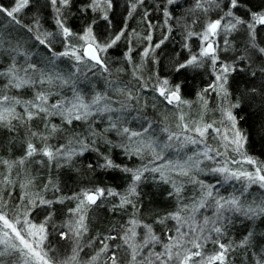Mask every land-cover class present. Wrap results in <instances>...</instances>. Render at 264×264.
Returning a JSON list of instances; mask_svg holds the SVG:
<instances>
[{"label":"snow or ice","instance_id":"obj_1","mask_svg":"<svg viewBox=\"0 0 264 264\" xmlns=\"http://www.w3.org/2000/svg\"><path fill=\"white\" fill-rule=\"evenodd\" d=\"M72 0H48L55 14L57 31L43 30L39 20L34 17L31 25H25L22 13L31 5V0H14L11 8L0 5V14L9 20V28L4 30L0 26V56L9 61L6 67L0 68V79L6 82L0 87V127L14 129L16 124H28L33 120H40L43 131H31L25 145V155L18 160L10 161L0 158L9 175L14 166L23 165L26 160L34 156L46 157L48 162L64 159L70 162L74 156H83L87 152H96L102 163L97 162L101 169H117L130 176L127 188L124 192H118L111 187H85L79 192L66 197L76 201L75 207L68 209L69 219L61 226L59 236L61 239H75L79 248L80 238L88 232L86 223L88 211L92 206H99L108 198H114L117 202L112 204L111 210H123L127 206L133 208L132 215L118 228L116 235L98 238L100 247L92 255L88 264H97L100 257H106L103 264H230L231 254L237 249L246 251L252 246L254 233L249 230L238 242L228 238V227L235 220L241 218L251 222L264 217V200L257 203L245 204L242 197L248 193L253 185L264 189V162L248 156L244 152L247 137L237 128V117L233 109L241 105L237 100L230 102L229 77L236 73L248 75L255 79L257 71L252 70L255 60L264 57V39L258 38V26H264V9L258 11L249 10L248 19L236 14L241 7V0H195V4L188 13V21L183 25L184 42L182 47L188 51V57L177 60L173 72L180 74L183 71L207 70L212 76V82L203 89V92L216 93L222 98L220 107L222 124H229L230 128H217L213 123L188 122V118L180 112L181 106L188 104L182 99V84L172 83L169 78L157 77L153 83L143 82L141 87H149L166 104L173 105L178 110V132L161 128L163 139L157 135L154 122L143 118L144 123L139 129L128 126L127 115L132 104L138 101V94L133 95L130 90L115 89L125 97L123 101H113L107 93L97 92L90 98L78 88L81 77H86V71L93 72L99 69L107 72L104 54L113 48L125 35V28L104 40L97 39L92 25L83 30L82 35H77L66 24L63 10L69 8ZM145 0H129L128 16L131 17L138 7L143 6ZM176 4V0H164L161 5L164 17V26L171 32L170 20H174L168 5ZM178 6V5H177ZM113 7L112 0H89L81 7V12L102 13V19L108 20V11ZM215 9V18L209 15ZM149 12L144 11V22L148 28V34L143 37L147 41V47L141 53L142 58H149L155 50L160 48L168 35L158 43H152V30L159 25L148 19ZM95 21H93V24ZM15 25L32 34V38L39 44L52 51L53 44L60 40L64 50L53 53L52 58L44 65H38L30 59V54L22 51L19 42L13 43L11 26ZM243 33L245 40L243 48L237 46L235 55L222 59V54L232 51L234 34ZM230 37L232 39H230ZM75 38L79 45L71 42ZM196 38L199 41L198 50L193 51L190 41ZM131 44V40H129ZM133 49L128 48L124 56L131 61ZM178 55V54H177ZM59 58H67L73 62V73L63 74L57 70L56 61ZM259 72H264L260 68ZM93 74H95L93 72ZM135 75V72H134ZM142 79V78H140ZM17 92L28 89L32 91V98L24 100L11 91ZM257 87L250 89L251 94H257ZM70 92L71 95H66ZM260 94H264V85L259 86ZM203 100V95L198 94ZM58 97L50 103V99ZM113 104L118 106L114 107ZM204 104L207 101L204 100ZM23 109L17 111V107ZM53 117H59L61 124L52 122ZM99 117L107 121L103 131H96L91 124ZM84 122L89 125L85 134L74 136L67 144L53 145L49 141L62 132L63 125L71 126L73 122ZM212 129L217 137L222 140L224 151L221 152L210 147L206 143L207 133ZM106 133H114L119 143L109 140ZM40 141L37 147L32 140ZM119 148L127 158H140L142 166L130 168L117 164L111 155L101 153L98 145ZM202 146L199 151L191 155L185 152L188 146ZM231 150L239 159L228 158ZM175 154V158H168ZM212 162L213 167H207L205 162ZM251 165L253 170L248 171L242 166ZM240 167H231V166ZM93 165H88L91 168ZM219 174L224 182L238 181L242 187L239 195L232 194L225 197L220 194L217 185L206 184L198 179L201 172ZM145 173L153 174V178L159 182L169 184L171 191L169 197H175L177 207L174 212L167 213L158 218L155 223L166 226V231L157 234L153 225L144 223L138 219L139 211L134 200L139 198L140 185L145 179ZM4 182L11 184L8 175L4 176ZM32 181L21 184L27 187ZM51 184V181H49ZM188 185L198 186V191L193 194L189 202L183 195ZM49 185H45L47 189ZM58 191V189H56ZM39 205L51 206L54 201L37 197ZM57 202L63 203V198ZM30 209L20 213L14 206L7 202L0 204V264H74L77 261V248L72 249V255L66 258H58L52 251L50 244L45 242L49 237V225L51 213L41 222L30 219L31 210L36 208L37 201H30ZM211 214H207L208 212ZM166 222H171L167 227ZM56 226L53 225V228ZM143 229L141 233L138 229ZM64 229H67L65 231ZM121 241L109 245L108 241ZM227 241V242H225ZM211 244L212 248L208 245ZM157 247L159 251H156ZM82 250V249H80ZM50 253H52L50 255ZM253 264H264V252L252 253Z\"/></svg>","mask_w":264,"mask_h":264},{"label":"trees","instance_id":"obj_2","mask_svg":"<svg viewBox=\"0 0 264 264\" xmlns=\"http://www.w3.org/2000/svg\"><path fill=\"white\" fill-rule=\"evenodd\" d=\"M89 0H72L69 8L63 10L66 24L77 35H82L83 30L89 25H92L93 32L97 39L104 40L118 33L125 28L126 31L121 41L113 48L109 49L104 54L105 64L108 68L107 72L99 69L93 72L86 71V77H81L78 83V88L90 98L97 92H107L113 101H123L125 97L115 89L130 90L133 95L138 94V101L132 104L127 115L128 126L138 130L140 124L144 123L143 118H147L154 122V127L157 130V135L163 139V134L159 131L161 128H168L170 131L178 132L177 124L179 123L178 110L173 105H168L162 100L151 87L144 89L141 87L143 82L153 83L159 78H169L172 83L182 84L181 96L182 99L188 101V104L181 106L180 112H183L188 118V122L213 123L215 127L221 126L222 115L220 107L222 99H218L216 93L203 92V89L212 82V76L207 70L200 71H183L180 74L174 73L173 67L177 60H185L189 53L182 44L184 42L183 25L188 21L189 10L193 8L195 0H176V4L168 5L169 11L172 13L174 20H170L169 24L172 27L171 32L164 26V17L161 11V5L164 0H145L143 6L138 7L137 11L128 16L129 0H112L113 7L108 11V20L102 19V13L81 12V7L86 5ZM224 0H221L223 4ZM14 0H0V5L6 8L13 6ZM178 5V6H177ZM264 9V0H241V7L236 11V14L244 19H248V11H258ZM149 12L148 19L154 24L159 25L152 30V43H158L168 35V40L155 50L149 58H142L141 53L147 47V41L143 39L148 34V28L144 22V11ZM215 9L209 14L215 18ZM34 17L39 20L43 30L49 32L57 31L55 25V14L48 0H31V5L22 13V20L25 25H31L34 22ZM93 21L95 23L93 24ZM190 23V21H188ZM0 26L4 30L9 28V20L0 14ZM12 36L15 37L13 43L19 42L22 45V51L30 54L32 62L38 65H44L52 58L53 53H59L64 50V46L60 40H56L53 44L52 51H49L42 45H39L33 38L32 34L26 32L18 26L12 25ZM3 32H0L2 35ZM241 35L244 37L243 33ZM258 38L264 39V26H258ZM131 40V44H129ZM73 44L79 45L81 41L72 38ZM193 51L198 50L199 41L193 38L190 41ZM133 49L131 53V61L127 60L124 53L128 48ZM243 44L241 45V49ZM224 53L222 59L235 55ZM178 54V55H177ZM8 60L4 56H0V68L6 67ZM73 62L67 58H59L56 61L57 70L62 71L65 75L73 73ZM260 68H264V57L256 59L252 70L257 71L258 75L255 79H251L243 73H236L229 77V92L231 93L230 102H240L238 109H233V114L237 117V128L247 137L244 145V152L259 162H264V94H260L259 86L264 85V72H259ZM135 72V75H134ZM142 78V79H140ZM6 81L0 79V87ZM257 87V94L253 95L250 92L252 87ZM12 95H17L24 100L32 98V91L28 89L17 92L11 91ZM198 94L203 95V100ZM66 95H71L67 92ZM58 97L50 99V103L54 102ZM204 100L207 104H204ZM114 107L118 106L113 104ZM17 111L22 112L23 109L19 106ZM52 122L61 124L59 117H53ZM14 129L9 130L0 127V158L15 161L25 155V145L29 139L31 131H43V125L40 120H33L28 124H16L13 122ZM107 121L99 117L91 124V127L96 131H103ZM63 131L58 132L49 142L53 145L67 144L74 136L85 134L89 128L84 122H73V125H63ZM109 140L119 143V139L114 133H106ZM33 143L40 147V141L33 139ZM206 143L221 152H223L222 140L220 137L209 129L207 133ZM101 153L111 155V158L121 166L137 168L142 166L140 158H127L119 148H113L109 152V147L104 144L98 145ZM202 146H188L185 152L191 155L194 151H199ZM228 151L227 155L231 158H239L234 153ZM168 156V153H165ZM175 158V154L168 156ZM97 162L102 163L100 156L96 152H87L83 156H74L70 162L64 159L48 162L46 157L34 156L25 161L23 165L14 166L9 175L7 169L0 165V204L7 202L8 205L14 206L20 213L29 211L30 201L36 200L37 207L31 210L30 219L39 223L51 213V222L49 225V237L45 242L51 247L59 246L69 250L65 253V257L72 255V249L77 248L75 239H61L59 231L61 226L70 218L68 209L75 207L76 201L68 200L66 197L73 193L79 192L85 187H111L118 192H124L127 188L130 176L117 170H104L97 166ZM93 166L88 167L89 164ZM207 167H213L212 162H205ZM240 167V166H236ZM248 171L253 170L251 165L244 164L242 166ZM8 175L12 181L11 184L4 182V176ZM198 179L206 184L217 185L221 195L228 197L232 194L239 195V190L242 185L238 181L224 182L219 174L201 172ZM31 180L32 183L27 187L22 188L20 185ZM51 181V184H49ZM45 185H49L46 189ZM58 189V191L56 190ZM139 198L134 200L136 206L139 207L143 216H137L144 223L153 225L154 231L157 234H162L166 231V226L157 224L155 221L165 216L167 213L174 212L177 207L175 197H169L168 192L171 191V186L153 178V174L145 173L140 188L138 189ZM198 191V186L188 185L184 189L183 195L190 202L191 197ZM42 196L45 199L53 200L54 203L49 206L39 205L37 197ZM63 198V203L57 202ZM242 200L245 204L256 201L259 203L264 200V192L255 186L249 188ZM117 201L114 198H108L99 206H92L89 209L87 220L88 223H93L96 228L94 234L88 228V232L80 239L79 248H77V259L81 260L80 250L82 248H90L89 252L84 255V261L89 260L92 255L98 251L100 241L98 238L104 236L116 235L118 228L116 226L122 224L133 213L131 206H127L123 210L112 211L113 203ZM120 214V215H119ZM207 214H211L209 211ZM119 215V216H117ZM117 217L119 218L117 220ZM167 227H171V222H166ZM53 225L56 227L53 228ZM97 229V230H96ZM67 231V229H64ZM251 230L254 236L251 241V247L245 249H237L231 254L230 264H253L254 257L252 253L264 252V217H260L254 221H247L243 218L235 220L228 227V238L238 243L246 233ZM227 242V241H225ZM109 245L120 243L119 240L113 242L108 241ZM212 248V245H208ZM51 255V253H50ZM105 256H101L98 264H103Z\"/></svg>","mask_w":264,"mask_h":264},{"label":"rangeland","instance_id":"obj_3","mask_svg":"<svg viewBox=\"0 0 264 264\" xmlns=\"http://www.w3.org/2000/svg\"><path fill=\"white\" fill-rule=\"evenodd\" d=\"M234 36H235V39L233 40V49H232V51H230V52H227L226 54H232L233 52H234V50L237 48V46H239V48L241 49V45L243 44V42H244V40H245V37H243L242 35H241V33H238V34H234ZM230 39H232L231 37H230ZM223 55L224 54H222V57H223ZM218 99H222V98H218ZM219 128H221V129H224V128H230V125L229 124H227V123H225V124H222L221 123V126L219 127ZM216 134V133H215ZM222 145V144H221ZM223 150H224V148H223ZM230 152H232V151H230ZM233 153V152H232ZM234 155H236L235 153H234ZM237 156V155H236ZM238 157V156H237ZM228 158H230L231 159V157H228ZM236 159H239V158H236ZM214 164V163H213ZM213 166H215V164L213 165ZM231 166V165H230ZM231 167H236V166H231ZM250 171H252V170H250ZM222 177V176H221ZM223 178V177H222ZM240 183V182H239ZM241 184V183H240ZM253 186H255L256 188H258V189H260L258 186H256V185H253ZM260 190H262L263 192H264V189H260ZM132 208V207H131ZM138 208V212L136 213V216H143V214H142V212L140 211V209H139V207H137ZM132 210H133V208H132ZM134 211V210H133ZM120 215V214H119ZM119 215H117V216H119ZM119 218L117 217V220H118ZM87 223V222H86ZM87 226H88V228H90L91 230H92V233L94 234L95 232H94V229L96 228V226L93 224V223H89V225H88V223H87ZM97 230V229H96ZM138 231L139 232H143L144 230L141 228V229H138ZM95 235V234H94ZM81 239V238H80ZM120 243H121V241H120ZM70 249H71V247H69ZM69 248L67 249V250H65L63 247H59V246H55V247H52V251L55 253V255L58 257V258H61V259H63L64 257H65V253L69 250ZM89 250H90V248H82V252H83V254L85 255V254H87L88 252H89ZM156 251H159V248L157 247V249H156ZM52 254V253H51ZM84 255H82L81 254V257H80V259L81 260H79V259H77V261L76 262H74V264H88V261L89 260H85L84 261ZM97 264H98V262H97Z\"/></svg>","mask_w":264,"mask_h":264}]
</instances>
